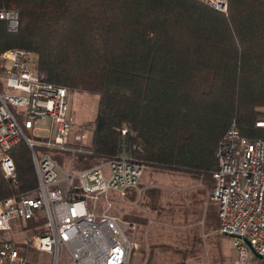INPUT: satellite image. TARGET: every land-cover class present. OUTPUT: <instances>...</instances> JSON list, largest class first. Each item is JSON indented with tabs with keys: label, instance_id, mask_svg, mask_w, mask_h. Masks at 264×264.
Instances as JSON below:
<instances>
[{
	"label": "trees",
	"instance_id": "1",
	"mask_svg": "<svg viewBox=\"0 0 264 264\" xmlns=\"http://www.w3.org/2000/svg\"><path fill=\"white\" fill-rule=\"evenodd\" d=\"M0 2L20 11L16 31L0 20V52L31 50L48 81L98 97L92 151L74 153L78 167L125 151L211 186L234 121L243 135L264 137L256 124L264 119V0H229L224 11L200 0ZM11 155L18 176L0 164V200L38 186L30 147L20 142ZM72 155L54 150L60 160Z\"/></svg>",
	"mask_w": 264,
	"mask_h": 264
},
{
	"label": "built area",
	"instance_id": "2",
	"mask_svg": "<svg viewBox=\"0 0 264 264\" xmlns=\"http://www.w3.org/2000/svg\"><path fill=\"white\" fill-rule=\"evenodd\" d=\"M200 1L222 11L229 4V0ZM0 20L9 31L18 30L19 9L0 2ZM0 76L5 80V91L0 90L1 167L7 177L16 180L11 150L25 142L38 177L34 194L0 200V264L24 262L18 243L51 253V264H61L64 248L70 255L65 264H130L138 224L109 212L110 201L102 211L95 205L110 191L125 196L129 188H137L144 164L124 151L78 167L74 153L92 151V126L79 124L67 102L70 88L48 81L31 50L11 47L1 51ZM258 125L264 126V120ZM126 131L122 129L123 134ZM54 150L73 152L62 159L66 167ZM217 155L219 167L213 173L209 197L219 204V232L235 237V264L251 257L250 248L264 259V137L243 135L234 121ZM40 214L46 222L32 237L26 235L19 241L2 235L14 229L15 221L27 224Z\"/></svg>",
	"mask_w": 264,
	"mask_h": 264
},
{
	"label": "rangeland",
	"instance_id": "3",
	"mask_svg": "<svg viewBox=\"0 0 264 264\" xmlns=\"http://www.w3.org/2000/svg\"><path fill=\"white\" fill-rule=\"evenodd\" d=\"M0 90L5 91L2 76ZM67 102L79 124L90 128L97 111L98 97L71 90ZM260 120L264 119H258L256 124ZM60 162L66 167L65 160ZM212 186L189 173L145 166L137 188H129L125 196L110 191L95 206L102 211L110 201L109 212L123 219H143L141 223L136 220L137 246L133 249L130 264H235V237L210 230L211 222L217 224L219 221V204L209 197ZM41 217L46 222V217ZM15 225L17 227L2 235L18 240L26 235L32 237L41 224H37L36 229L28 225V231L20 234H14L18 229L17 221ZM18 247L24 259L22 264L52 262L51 253L38 250L30 243H18ZM250 253L251 257L244 264L262 260L251 248ZM69 260L68 249L64 248L60 263L65 264Z\"/></svg>",
	"mask_w": 264,
	"mask_h": 264
},
{
	"label": "crops",
	"instance_id": "4",
	"mask_svg": "<svg viewBox=\"0 0 264 264\" xmlns=\"http://www.w3.org/2000/svg\"><path fill=\"white\" fill-rule=\"evenodd\" d=\"M128 193V192H127ZM219 214H218V212H217V217H219L218 216ZM39 216H44L43 214H40ZM220 218V217H219ZM18 223V222H17ZM28 223V222H27ZM219 226H220V219H219V221H218V223L216 224L215 222H211V227H210V230L212 231V233L213 232H217L216 230H219ZM14 227H17V225H15ZM28 231V226H27V224H19L18 223V229L17 230H14V234H20V233H24V232H27ZM219 232V231H218ZM15 239H16V237H14ZM16 240H18V239H16ZM20 240H22V239H20ZM19 240V241H20ZM20 253H21V251H20Z\"/></svg>",
	"mask_w": 264,
	"mask_h": 264
},
{
	"label": "water",
	"instance_id": "5",
	"mask_svg": "<svg viewBox=\"0 0 264 264\" xmlns=\"http://www.w3.org/2000/svg\"><path fill=\"white\" fill-rule=\"evenodd\" d=\"M248 244H249V240H247ZM260 256V255H259ZM261 257V256H260Z\"/></svg>",
	"mask_w": 264,
	"mask_h": 264
}]
</instances>
